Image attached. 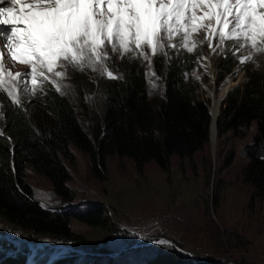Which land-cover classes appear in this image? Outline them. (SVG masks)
<instances>
[{
    "label": "trees",
    "instance_id": "16d2710c",
    "mask_svg": "<svg viewBox=\"0 0 264 264\" xmlns=\"http://www.w3.org/2000/svg\"><path fill=\"white\" fill-rule=\"evenodd\" d=\"M197 59V54L181 52L171 56L157 55L153 59V80L155 84L161 83L158 101L148 91L145 64L136 59L111 61L117 79L101 78L96 83L89 81L87 70L76 72L73 79L75 104L48 81L19 103L0 90V219L19 228L21 238L32 241L41 237L82 241L70 229L74 219L92 228H102L105 218L100 209L68 213L44 208L34 199L26 180L29 168L50 183L61 203L73 202L75 194L67 185L71 176L63 163L64 159L74 162L72 148L88 156L90 169L99 179L104 178L109 156L132 160L138 171L153 162L164 172L169 170L172 156L180 160L192 159L207 144L210 125L207 102L198 94L197 85L185 80ZM234 60V56L226 54L220 67L216 66L219 80L237 66ZM240 70L245 79L221 104L216 122L217 140L218 145H222L227 134L245 136L254 126L251 142L245 149L248 159L245 178L254 190L263 193L264 69L240 66ZM84 93L98 97L100 102L87 105ZM227 151L223 157L225 168L234 158V151ZM151 247L128 246L115 258L105 255L87 261L127 264L133 256L147 255ZM98 251L114 252L110 248ZM158 256L167 260V264H182L184 259L174 249H169L165 255L158 253ZM44 257L43 264L70 261ZM21 259L23 257L8 258L5 264H25L28 256L23 262ZM211 261L206 263L215 264ZM227 262L251 264L243 258L223 259V264Z\"/></svg>",
    "mask_w": 264,
    "mask_h": 264
},
{
    "label": "rangeland",
    "instance_id": "374dc122",
    "mask_svg": "<svg viewBox=\"0 0 264 264\" xmlns=\"http://www.w3.org/2000/svg\"><path fill=\"white\" fill-rule=\"evenodd\" d=\"M209 3L214 4L215 0H202V6L201 0H198L195 3L198 6L191 9L192 14L200 18L201 22L206 23L209 15L216 11L215 6L211 9L208 7ZM257 4L264 2L254 3L253 7L255 8ZM184 31L185 29H181L179 35L174 36L171 42L165 38L164 45L167 46L169 43L182 45ZM206 35L204 30L193 32L187 47H165L156 55L145 46L147 59L144 56L131 58V53L121 57L117 51L112 53L111 61L136 59L145 64L148 91L158 101L161 98V83L156 82L157 85L153 80V59L157 55L171 56L180 52L188 55L197 54L198 59L192 70L186 73L185 80L197 85L198 94L208 105V93L211 89H220L225 86L227 80L233 86L229 92L243 84L245 76L240 66L264 69V52L256 53L251 60L241 63V60L252 51L250 47L234 54L233 45L236 43L234 40L225 41L227 47L224 48L217 46L218 38L213 39L211 35H207L206 38ZM193 39L201 43L189 51ZM109 51L111 52L110 48ZM226 54L234 56L237 66L219 80V69L216 66H219ZM8 61L12 60L4 61V73L0 77L3 91L12 99L15 96L18 101L28 99L33 93L31 77H28L29 91L25 93L18 84L10 82L7 75L8 70L12 74L28 72L30 71L28 65L17 62L21 64L19 66L9 64ZM209 63L211 68L208 67ZM84 70L89 74L87 76L89 81L97 83L101 78L110 79L107 75H101L90 68L86 67ZM110 70L117 76L116 71ZM76 72L82 73L69 67L67 78L52 77V80H43L39 85L48 81L56 90L59 85V92L66 94L72 104H75L73 79ZM84 95L87 105L100 102L94 95L88 93ZM253 132L254 126L245 136L229 133L223 137L222 145H218L216 134L213 147L208 138L203 150L196 152L192 159L180 160L172 156L167 172L160 170L153 162L147 163L138 171L132 160L109 156L106 158L103 179H99L91 171L88 156L72 148L74 162L64 159L63 163L70 173L71 180L67 185L74 192L75 199L65 204L54 195L46 179L27 168L26 180L32 188L34 199L42 207L68 213L100 209L102 217L105 218V225L102 228H92L74 219L70 223V229L74 235L81 237L82 241L79 239L56 241L50 237L32 241L21 238L19 228L0 219V264L6 263V260L12 257L18 259L23 257L21 259L23 262L25 251L32 250L49 256L50 259H70L65 255L79 251L80 253L74 254L73 259L66 264H91L88 261L105 255L115 258L120 251H126L125 247L129 245V248L153 247L147 255L133 256L127 264H167V260L161 259L158 253L168 254L169 249H174L181 257L184 256L182 264H209L206 262L211 261L210 259H214L211 263L223 264V259L228 258H243L247 263L264 264V192L254 190L245 178L248 165L245 149L251 142ZM229 149L234 151V158L231 165L225 168L223 157ZM158 241L168 243L160 246L151 244L152 242L160 244ZM103 248H110L114 252L103 254L98 251ZM52 252L57 256H51ZM44 256H41V260L32 262L31 255V264H43ZM147 259H151V262L148 263Z\"/></svg>",
    "mask_w": 264,
    "mask_h": 264
},
{
    "label": "snow or ice",
    "instance_id": "6c2138e0",
    "mask_svg": "<svg viewBox=\"0 0 264 264\" xmlns=\"http://www.w3.org/2000/svg\"><path fill=\"white\" fill-rule=\"evenodd\" d=\"M9 2L11 8L0 7V26H8L0 30V77L6 58L3 48L7 47L12 59L30 69L25 73H7L10 82L18 84L25 93L29 91V76L34 93L43 80L67 78L69 67L80 71L87 67L117 79L110 70L112 53L119 51L121 57L131 53V58L147 59L145 46L153 55L165 47H187L191 34L201 30L213 39L218 38L217 46L226 48L224 42L234 40V54L250 47L252 51L241 63L264 52V4L254 8V0H215V4H208L210 9L215 6L216 11L206 23L192 14V7L198 6L192 0H33L27 13L23 7L19 9L15 23L8 16L20 0ZM4 3L0 0V4ZM181 29H185L182 45H164L165 38L171 42ZM198 43L201 42L193 39L188 50L192 51ZM13 100L19 103L15 96Z\"/></svg>",
    "mask_w": 264,
    "mask_h": 264
},
{
    "label": "bare ground",
    "instance_id": "6f19581e",
    "mask_svg": "<svg viewBox=\"0 0 264 264\" xmlns=\"http://www.w3.org/2000/svg\"><path fill=\"white\" fill-rule=\"evenodd\" d=\"M5 2H6V0H5ZM260 2H264V0H256V2H254V3H260ZM204 5H205V1H204ZM207 14L209 15L210 12H207ZM5 60H9V59L5 58L4 61ZM8 63L9 64L14 63V64H17L19 66L21 65L19 63H16L14 60L8 61ZM208 67L211 68V64ZM212 77H213V75H212ZM227 82L225 83V86L223 85V87H221V88L219 87L220 89H218V90L211 89L208 93V101H209L208 102V114L210 117L209 141L211 143V147H213V145L215 144V141H216V122H217V119L220 115L221 104H222L224 98L226 97V95L229 93V91L233 87L229 80H227ZM25 264H31V259H29V257H28Z\"/></svg>",
    "mask_w": 264,
    "mask_h": 264
},
{
    "label": "clouds",
    "instance_id": "9594fccd",
    "mask_svg": "<svg viewBox=\"0 0 264 264\" xmlns=\"http://www.w3.org/2000/svg\"><path fill=\"white\" fill-rule=\"evenodd\" d=\"M198 0H192V3L195 5V3L197 2ZM229 94V93H228ZM228 95H226V97H227ZM225 97V98H226ZM225 100V99H224ZM223 100V101H224ZM152 244V243H151ZM152 245H163V244H156V243H154V244H152ZM129 247H130V245H129ZM132 248H135V247H132ZM118 251H120V250H118ZM80 252L78 251V253H74V254H79ZM120 253V252H119ZM119 253L117 254V255H119Z\"/></svg>",
    "mask_w": 264,
    "mask_h": 264
},
{
    "label": "water",
    "instance_id": "95a60500",
    "mask_svg": "<svg viewBox=\"0 0 264 264\" xmlns=\"http://www.w3.org/2000/svg\"><path fill=\"white\" fill-rule=\"evenodd\" d=\"M228 95V94H227ZM225 99V98H224ZM152 244H154V242H152Z\"/></svg>",
    "mask_w": 264,
    "mask_h": 264
}]
</instances>
